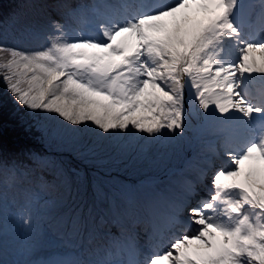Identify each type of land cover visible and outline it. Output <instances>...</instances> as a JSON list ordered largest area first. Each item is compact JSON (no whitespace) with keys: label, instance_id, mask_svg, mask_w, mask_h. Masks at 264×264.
I'll list each match as a JSON object with an SVG mask.
<instances>
[{"label":"snow or ice","instance_id":"6c2138e0","mask_svg":"<svg viewBox=\"0 0 264 264\" xmlns=\"http://www.w3.org/2000/svg\"><path fill=\"white\" fill-rule=\"evenodd\" d=\"M0 79L89 166L0 144V264H264V0H15Z\"/></svg>","mask_w":264,"mask_h":264},{"label":"trees","instance_id":"16d2710c","mask_svg":"<svg viewBox=\"0 0 264 264\" xmlns=\"http://www.w3.org/2000/svg\"><path fill=\"white\" fill-rule=\"evenodd\" d=\"M14 2L15 0H0V22L4 8ZM31 123L32 118L28 116L27 109L15 103L6 89L5 82L0 79V144L14 150L34 148L50 154L41 144L39 129L34 125L30 127Z\"/></svg>","mask_w":264,"mask_h":264},{"label":"rangeland","instance_id":"374dc122","mask_svg":"<svg viewBox=\"0 0 264 264\" xmlns=\"http://www.w3.org/2000/svg\"><path fill=\"white\" fill-rule=\"evenodd\" d=\"M35 50H37V49H35ZM27 112H28V110H27ZM41 144H43L48 149V151L51 152V154H54L52 156L63 157L73 167H84V168L89 167L88 165H86L82 160H80L75 155L73 150H69L68 147H71L70 145L59 144V143L57 145H52V144L45 143L43 141H41ZM125 163H127V162H125ZM151 165L152 164L149 161H145L142 166L137 165V166H133V167H128V168L124 169L123 171H118V172H113V173H114V175H118L120 179L124 180L123 177L125 176V173H127V174H130V173L131 174H143L144 172L150 170ZM119 167L123 168V165H120ZM121 173H123V174H121ZM23 195H24V193H22V192L19 193V196H23ZM13 196L16 199L20 198L19 196H15L13 193H10V197H9L10 201L13 198Z\"/></svg>","mask_w":264,"mask_h":264},{"label":"bare ground","instance_id":"6f19581e","mask_svg":"<svg viewBox=\"0 0 264 264\" xmlns=\"http://www.w3.org/2000/svg\"><path fill=\"white\" fill-rule=\"evenodd\" d=\"M255 54H256V52H254ZM125 175H127L126 173H125ZM129 175H133V174H129ZM136 176H140L141 174H135ZM19 240V239H18ZM19 242L21 243V245H23V243H24V240L21 242L20 240H19Z\"/></svg>","mask_w":264,"mask_h":264}]
</instances>
